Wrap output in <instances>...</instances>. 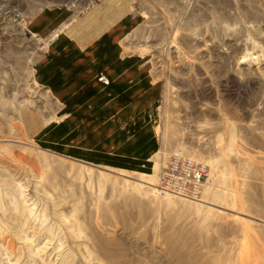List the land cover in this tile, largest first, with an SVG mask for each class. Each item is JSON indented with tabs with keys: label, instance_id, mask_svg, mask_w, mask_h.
<instances>
[{
	"label": "rangeland",
	"instance_id": "1",
	"mask_svg": "<svg viewBox=\"0 0 264 264\" xmlns=\"http://www.w3.org/2000/svg\"><path fill=\"white\" fill-rule=\"evenodd\" d=\"M91 1L0 0V264H217L239 223L262 235L264 0H131L120 49L155 141L142 167L137 124L98 127L36 80L29 19ZM173 157L204 168L199 198L158 195Z\"/></svg>",
	"mask_w": 264,
	"mask_h": 264
},
{
	"label": "crops",
	"instance_id": "2",
	"mask_svg": "<svg viewBox=\"0 0 264 264\" xmlns=\"http://www.w3.org/2000/svg\"><path fill=\"white\" fill-rule=\"evenodd\" d=\"M131 3V0H94L77 15L65 4H54L34 14L27 28L34 37L46 42L36 64L38 84L46 87L58 101L72 102L64 106H74L76 111L78 108L74 116H93L94 113L97 118H105L104 122L100 119L98 127L104 125L111 129L112 123L121 122L122 117L126 118L127 126L137 124V140L144 142L140 153L137 152L142 167V163L149 161V153L154 152L155 141L151 129L140 128L145 108L144 112L140 111L143 100H140V77L133 76L140 73V66L134 72L133 64L120 49V42L137 22L130 11ZM129 79L139 86V92L131 97ZM114 104H118V109L112 114ZM130 107L136 110L135 120L127 113ZM27 120L29 131L37 130L38 124L33 126V120ZM42 129L38 125L35 133Z\"/></svg>",
	"mask_w": 264,
	"mask_h": 264
},
{
	"label": "bare ground",
	"instance_id": "3",
	"mask_svg": "<svg viewBox=\"0 0 264 264\" xmlns=\"http://www.w3.org/2000/svg\"><path fill=\"white\" fill-rule=\"evenodd\" d=\"M261 134H262V137L264 138V128L262 129ZM255 147L257 148L258 151H260L261 153L264 154V140H261V138H260V140L256 143ZM157 187L158 186H156V190H157ZM247 212H249V211H247ZM258 215L260 216L259 221L261 223V225L259 227L261 229H259V230H261L262 235L257 236L256 234H254L253 230L255 231V227L252 225V223H249V222L247 223L245 221L244 222L241 221L242 223L238 222L240 225H237V226H239L238 228L235 226L237 228L236 231L234 230L231 232V234L227 235L229 240L228 241L226 240L227 245H226V249L224 252L225 255H223L222 257H219V259H216L217 264H264V213H261ZM221 226H220L221 230L225 229ZM216 228H217V226H216ZM229 228H230V226H229ZM256 229L258 230L257 227H256ZM227 232H229V231H227ZM223 233H224V230H223ZM210 235H211V233H210ZM210 238H211V236H210ZM210 238H207L206 243H207V247L210 248V250L212 251V249H211L212 243H211ZM191 249H193V248H191ZM188 252H189V250H188ZM186 254H187V252H186ZM207 258H208V256H207ZM205 261H204V263H205ZM211 262L213 263V260H211ZM211 262H210V264H211Z\"/></svg>",
	"mask_w": 264,
	"mask_h": 264
},
{
	"label": "built area",
	"instance_id": "4",
	"mask_svg": "<svg viewBox=\"0 0 264 264\" xmlns=\"http://www.w3.org/2000/svg\"><path fill=\"white\" fill-rule=\"evenodd\" d=\"M207 174L202 166L189 160L173 157L161 169L157 187L158 195L199 198Z\"/></svg>",
	"mask_w": 264,
	"mask_h": 264
}]
</instances>
